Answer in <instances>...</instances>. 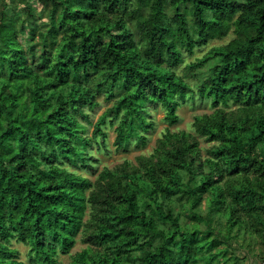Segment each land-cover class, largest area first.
<instances>
[{"label": "trees", "instance_id": "obj_1", "mask_svg": "<svg viewBox=\"0 0 264 264\" xmlns=\"http://www.w3.org/2000/svg\"><path fill=\"white\" fill-rule=\"evenodd\" d=\"M41 1L51 3L42 26L29 21L30 8L22 19L14 6L0 9V264H26L11 237L34 264H54L73 246L88 202L89 236L101 249L87 246L74 264H230L216 247H229L244 220L264 232V0ZM230 28L227 43L189 63L207 64L200 97L238 102L233 116L218 107L194 119L197 133L220 141L211 155L167 131L139 166L103 169L87 191L89 179L62 164L91 167L86 146L104 139L107 121L116 147L143 144L149 103L175 122L193 97L173 69L182 51ZM101 94L112 103L88 137L78 115ZM181 210L192 222L180 221Z\"/></svg>", "mask_w": 264, "mask_h": 264}, {"label": "rangeland", "instance_id": "obj_2", "mask_svg": "<svg viewBox=\"0 0 264 264\" xmlns=\"http://www.w3.org/2000/svg\"><path fill=\"white\" fill-rule=\"evenodd\" d=\"M50 4V2L48 4L43 3L41 0H0V9L6 6H14L15 10L19 13V19H22L27 17L26 10L27 8H30L33 13L29 16V21L36 26H42L43 22L48 19V9ZM131 5H134V3L132 2ZM129 25L132 28L131 23H129ZM233 36L232 28H230L227 33L222 36L210 38L204 43L195 45L191 52L186 50L182 51V60L177 63L173 69L189 83L193 92L188 93L187 96L193 95V97L186 99L178 105L176 108L178 119L175 122L170 123L165 119V109L161 104L149 103L146 110L148 116L152 119L153 125L143 133L146 136L143 144H137L136 139L132 138L127 147H116L113 142L115 137V123L110 125L107 121L102 125L103 130L106 132L104 139L101 140L99 136L96 138L92 137L91 142L86 146L87 154L96 158V161L93 159L90 160L92 164L91 167H74L68 165L64 161L62 165L88 178L90 181L89 187L86 189L88 191L91 188H95L96 178L99 172L103 169L115 171L127 163L133 167L139 166V157H148L154 153L157 144L167 131L185 132L186 137H189L190 140L196 142L199 156H201V158L210 156L211 149L220 144V141L210 137L208 134L197 133L193 125L194 119L201 118L202 116H212L216 113L218 107H221L227 116H233V114L237 112L238 102L230 99L226 106H223L222 104L213 106L209 98L200 97L196 93L197 85L206 74L207 64L202 66H190L189 63L200 59L209 48L227 43ZM97 100L99 101L98 105L91 109L84 108L86 117L78 115L81 123L85 125V131H83V133L88 137L91 136L93 123L98 115L112 103V100L104 99L103 94L99 95ZM28 125L29 124H27V126ZM260 178L264 180V175L260 176ZM202 197L203 199L200 205V210L204 212L206 194L203 193ZM95 210L96 209L91 203L88 202L82 218V224L74 236L75 241L73 246L68 252L57 251L55 254L56 262L54 264H74V259L77 257V253L82 249L87 248V246H90L93 249H101L100 246L91 242L89 236L91 230L95 227L94 219L92 217ZM180 221L187 223L192 222L190 214L181 210ZM201 227L204 228L205 224L201 223ZM8 246L15 248L17 259L22 260L26 264H34L30 258L29 247L27 244L21 242L16 237H11L9 238ZM228 246L229 247L220 244V246L216 247V249L225 248L223 258L227 263L264 264V232L253 230L247 225L246 220L236 228V237L229 241ZM207 264L212 263L208 262Z\"/></svg>", "mask_w": 264, "mask_h": 264}]
</instances>
